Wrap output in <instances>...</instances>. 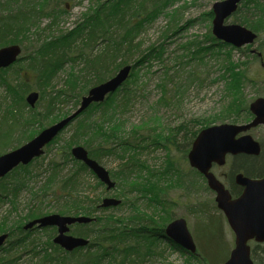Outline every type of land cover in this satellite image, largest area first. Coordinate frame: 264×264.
I'll list each match as a JSON object with an SVG mask.
<instances>
[{
    "label": "rangeland",
    "instance_id": "obj_1",
    "mask_svg": "<svg viewBox=\"0 0 264 264\" xmlns=\"http://www.w3.org/2000/svg\"><path fill=\"white\" fill-rule=\"evenodd\" d=\"M217 1L222 0H159L164 9L144 26L139 36V40L143 41L141 52L138 57L133 59L131 64L140 59L144 53L148 54L151 49L156 48L159 53L153 52L151 60L142 62L134 70L135 75L130 84L133 91L136 92L129 110L123 113L120 112L121 115L117 114L111 122L105 124V128L110 130L118 123L120 126L117 129L120 137L127 138L133 143L140 144V146L148 145L149 148L139 152V149H137V152L128 151L126 153L122 149H118L117 155L102 156L99 162L109 170L112 180L116 183L115 187L108 190L105 184L101 185L100 180L97 177L95 179L92 175H85L87 183L83 187V193L88 194L90 199H98L99 204L106 197L119 199L121 203L114 206L119 208H107L106 215L114 214L120 220L130 219L132 214L137 213L135 208H132L128 203V200L133 201L135 199L136 205L142 210L143 214L156 212L159 214H156L158 219L160 216L161 218L167 216L168 210L173 216L171 221L177 218L186 219L198 245V251L207 256L212 264H222L226 260L234 247L235 236L225 215L217 207L215 192L209 189L205 181L191 169L189 163L182 157V151L188 147L186 144L188 138H191L192 134L198 132L201 128L220 123L246 124L245 122L251 120L253 116L250 109L239 110L241 106L232 104L235 93L231 94L229 89H226L229 78H223V59H225V52L229 48L215 46L207 52L208 55H205L204 60L198 58L200 54H192L198 43L200 45L210 43L207 41L208 32L210 30L212 32L213 16L210 15V11H212L213 4ZM106 2L107 0H75V3L68 6L67 10L59 16L58 29L55 30V34L58 35L59 30L72 31L78 25L86 23L88 16L93 15L96 8ZM52 19L47 16L42 17L39 27L43 28ZM232 22L233 17H230L227 23ZM37 29L38 27H35L34 31ZM263 42L264 33L259 34L257 42L251 46L262 52L259 54L261 59L254 60L252 58L253 52L248 53L245 50L246 46L231 50L233 61L247 62L245 68H247L248 78L243 85L241 96L244 98L242 105L245 102L249 104V108L250 103L256 97H264ZM260 43L263 46L262 49H259ZM218 50L221 55H217ZM32 52L23 47L22 59L15 64L16 68L24 67L27 61L26 56L29 53L32 54ZM85 66V62L77 60L76 62L69 61L59 68L55 78L58 85H55H57V90L67 91L68 95L62 97L65 100L64 104H60L55 114L44 122H32L33 119L23 121L22 119L29 118V115H27L29 108L26 109L25 114L21 110L23 105L18 102V98L16 99L15 103L19 107L16 113L20 110L25 118L20 116L22 122L18 123L16 121L18 118L14 117L17 114L12 113L10 124L6 126L0 124V156L24 145L43 129L63 120L80 107L82 97L96 85L93 84V81L84 80L82 82ZM198 67L201 71H204L202 74L203 78H205L204 75L206 76L204 82L192 80L191 72ZM22 73L28 77V82L32 85L33 90H36L40 96L45 95L46 91L43 87L41 89L38 87V81L34 79L33 74L28 69H22ZM75 77H79V80H76ZM87 79H89V76H87ZM46 89L51 91L52 87ZM79 90L80 95L77 92ZM7 96L10 101L14 102L7 88L0 87V107L9 100H7ZM40 101L35 105L36 108ZM39 108L41 109V106ZM94 112L98 111L95 110ZM91 115L90 120L95 117L96 113H91ZM78 116L82 117L83 115ZM85 116L78 119L81 120ZM76 118L59 134L58 140L45 148L44 158L41 160L43 164L38 165L39 162L34 164L32 166L33 172L31 171L29 178L16 174L7 180L14 184L15 182L20 183L19 178L21 176L20 180L25 185L19 196L17 211L9 213L13 209V204L9 200H5V204L1 203L0 235L8 233V230L14 229L18 225L25 227L28 222L38 218L36 212L33 214L35 209H39L45 215L58 213L61 215L92 217L90 214L64 211L61 203L50 201L49 197L41 202L34 199L35 193L42 189L41 186L46 180L47 174L44 170L48 168L49 161L51 159L62 161L57 152L64 148V144L73 134L77 125ZM142 135L146 139H141ZM152 137H163L164 139L159 145H154ZM176 144L180 147L177 148ZM78 145L87 148L84 140L74 146ZM72 147L69 148V151L72 150ZM129 152L131 154L135 153L141 166H138L129 176L124 178L117 176L116 172L121 169L126 160H129L131 155ZM121 155H123V158H121ZM256 165L259 166V163L256 162ZM69 167H72V164ZM260 169L263 170L264 166H260ZM150 172H155L156 177H152V181L158 182L163 187L166 199H169L167 201H174V205L168 206L167 204L164 211L161 210V206L155 208L154 204L150 205L148 197H145L142 194L143 192L130 187L134 184H149L150 180L147 177ZM186 186L191 187L190 197L184 194V187ZM195 210L197 211L194 212ZM100 214L101 212H95V215ZM27 216L29 219H27ZM89 229H80L77 225H72L69 234L77 236L76 232ZM49 232L54 239L57 229L51 228ZM33 235H41L45 240L48 231L35 230ZM3 246L7 247L8 244L5 242ZM252 246H254L253 243ZM158 248L163 251V254L150 256L142 264H198L197 260L190 259L187 251L177 246H171L168 242L167 246L162 242ZM26 261L27 257L20 259L18 262L19 264H25Z\"/></svg>",
    "mask_w": 264,
    "mask_h": 264
},
{
    "label": "trees",
    "instance_id": "obj_2",
    "mask_svg": "<svg viewBox=\"0 0 264 264\" xmlns=\"http://www.w3.org/2000/svg\"><path fill=\"white\" fill-rule=\"evenodd\" d=\"M73 3L75 0H0V48L16 43L28 51H33L32 54L29 53L26 56L27 61L24 67L16 68L15 64L18 61L12 66L0 70V87H6L14 100V102L10 101L7 96V100H9L0 107V124H5V126L10 124L12 113L17 114L14 117L18 118L16 120L18 123L22 122L20 116L25 118L20 110L16 113L19 109L15 103L17 98L18 102L23 105L21 110L25 114L26 109L29 108L27 114L29 118L22 119L23 121L33 119L32 122L40 123L55 114L59 105L65 102L62 97L68 95L67 91L57 90L58 84L55 78L59 68L69 61L80 60L85 62L82 82L84 80L93 81V84H99L109 79L116 70L131 64L141 52L143 41L139 40V36L144 26L164 9L159 0H107L106 3L96 8L93 15L88 16L86 23L78 25L72 31L59 30L58 35H56L55 30L58 29L59 16ZM210 15L214 16L213 11H210ZM44 16L53 19L43 28H40V19ZM232 17L233 22L251 29L258 34L259 38V34L264 33V0H245ZM35 27H38L36 31H34ZM207 39L210 43L205 45L198 43L192 54H200L198 58L204 60L205 55H208L207 52L215 46L228 47L229 50L225 52L226 57L223 59V78H229L226 89H229L231 94L235 93L232 104L241 106L239 110L249 109V104L244 102L242 105L244 98L241 96L243 85L248 78L247 68H245L247 62L233 61L231 50L236 48L217 40L211 30L208 32ZM262 44L259 49H262ZM250 48L251 45H248L245 50L249 53L251 52ZM153 52L159 53L156 48L151 49L148 54L144 53L140 59L132 64L133 69L130 78L122 87L110 94L104 102L92 104L82 113L83 116L87 114L85 118L81 120L79 119L83 116L76 118L77 125L73 134L64 144V148L57 152L62 161L57 159L49 161L48 168L44 170L47 174L46 180L41 186L42 189L34 195V199H38L37 202L44 201L43 199L49 197L50 201L61 203L64 211L90 214L94 217L90 223L76 224L80 229L90 228L87 231L76 232L78 236L91 238L89 244L68 251L54 243L53 235L49 232L54 227L42 229L35 227L25 230L23 226L18 225L14 229L8 230L9 239L6 241L8 246L0 247V264H19L18 261L25 257H27L25 264H142L150 256L163 254V251L158 248L162 242L166 246L168 242L171 246H177L183 250L164 233L166 224L173 218L168 210L167 216H162V218L160 216L157 219L156 216L159 214L156 212H144L145 214H143L136 205L135 199L133 201L128 200L129 205L137 211L136 214H132L130 219L120 220L114 214L106 215L107 208L101 207L98 199H90L88 194L83 193V187L87 183L85 175H92L95 178V174L85 163L75 159L71 150L69 151L70 147L84 140L90 155L99 161L102 156L117 155L118 149H122L126 153L128 151L137 152V149L139 152L149 148L148 145L140 146V144L133 143L127 138L120 137L117 129L120 126L118 123L110 130L105 128V124L111 122L117 114L121 115L120 112L129 110L136 92L133 91L130 84L135 75L134 70L142 62L151 60ZM219 54L220 51L218 50L217 55ZM252 58L254 60L261 59L257 54H252ZM22 69H28L33 74L34 79L38 81V87L40 89L43 87L46 91L45 95L40 96L39 100L41 101L37 108L30 107L25 101L26 95L33 90V87L28 82V77L23 75ZM203 72L199 67L195 68L191 72L192 80L206 81V76L204 75L205 78L202 77ZM75 78L79 80V77ZM47 87H52V90L47 91ZM77 92L80 95V90ZM95 110L98 112H94ZM93 112L96 115L90 120ZM198 132L188 138L186 144L189 148L187 147L182 151V157L185 158L186 162H188L187 151L190 150ZM58 136L47 147L58 140ZM152 138L154 145H159L164 139L163 137ZM118 139L121 140L118 141ZM141 139L146 138L142 135ZM166 141L164 142L167 144ZM176 147L180 146L176 144ZM129 153L131 154V152ZM121 156L123 158V155ZM42 158L44 156L34 159L29 164L20 165L0 178V205L2 202L5 204V200L12 202L13 209L9 213L18 210L19 196L25 185L20 180L21 176L29 178L31 171L33 172L32 166L38 162V165L43 164ZM251 159L250 173L259 174L262 172L260 166H264L263 157ZM171 161L174 163L173 160ZM256 162L259 163V166L256 165ZM70 164L72 167H69ZM138 166L141 164L138 162L135 153H132L129 160H126L121 169L116 172V175L123 178L129 176ZM193 170L198 174L195 169ZM16 174L21 175L20 183L15 182L14 184L7 181ZM154 176L156 177L155 172H150L147 177L150 180L149 184H134L130 187L143 192L142 194L148 197L150 205L154 204L155 208L161 206V210L164 211L167 204L168 206L174 205V201H167L169 199H166L163 187L158 182L152 181ZM100 184L103 185L101 182ZM184 188V194L190 197L191 187L186 186ZM118 208L114 207V209ZM95 212H101V214L95 215ZM34 213L36 217L45 215L39 209H35ZM28 215L30 216V214ZM27 219H29L28 216ZM35 230L48 231L46 239L44 240L41 235L34 236ZM252 256L255 264H264V243L256 244ZM189 257L192 260H197L198 264H212L211 260L199 251L195 254L189 253Z\"/></svg>",
    "mask_w": 264,
    "mask_h": 264
},
{
    "label": "water",
    "instance_id": "obj_3",
    "mask_svg": "<svg viewBox=\"0 0 264 264\" xmlns=\"http://www.w3.org/2000/svg\"><path fill=\"white\" fill-rule=\"evenodd\" d=\"M243 0H222L213 4L214 18L212 21L213 35L220 41L230 43L235 47L252 44L257 34L251 29L238 24L226 23L238 9ZM22 52L18 44H12L0 48V68L14 63ZM132 66L122 67L115 76L107 81L92 87L88 94L83 96L80 107L71 115L43 129L36 137L0 156V177L6 176L20 164H28L36 157L44 154V148L79 114L86 110L93 102H103L106 97L116 91L129 77ZM39 98L38 92H31L27 101L35 106ZM250 110L255 115L248 124L221 123L202 129L195 138L188 154L189 163L199 172L203 173L208 181V186L216 192L218 208L223 211L227 221L235 233V245L229 257L222 264H254L252 258L251 240L264 243V177L250 178L242 173L237 175V182L244 187L240 196L233 198L230 190L211 171L214 162L222 165L226 161V155L248 153L258 155L261 151L259 141L252 135L238 134L249 130L259 124H264V97H259L250 105ZM72 155L77 160L84 162L93 173L107 185V189L115 187L116 183L111 179L110 172L97 160L89 156L88 150L83 146L72 148ZM121 201L117 198L106 197L102 207L118 206ZM93 220L84 215L70 216L53 213L36 218L25 225V229L34 226L39 228L56 226L58 234L54 243L68 251L88 245L89 240L84 237L69 234L70 226L75 223H89ZM164 233L167 237L178 243L187 251L195 254L197 246L184 218H177L166 224ZM8 234L0 235L2 246Z\"/></svg>",
    "mask_w": 264,
    "mask_h": 264
},
{
    "label": "flooded vegetation",
    "instance_id": "obj_4",
    "mask_svg": "<svg viewBox=\"0 0 264 264\" xmlns=\"http://www.w3.org/2000/svg\"><path fill=\"white\" fill-rule=\"evenodd\" d=\"M253 118H254V115L252 116L251 120L245 123L246 124L250 123V121H252ZM245 134H251L254 139L259 141L261 151L258 155H252L248 153H237V154L230 153L226 155V161L224 164L220 165L214 162L211 167V171L230 190L233 198L240 196L244 190V187L237 182V175L239 173H242L246 177L256 178V179L264 177V169L259 174H252L249 171V165L251 164V160H252L251 158L263 157L264 159V124H259L255 127H251L248 131L238 134L237 137H241L242 135H245ZM187 160H188V153H187ZM191 168L195 169L193 167ZM195 170L198 172V175L202 178V180L205 181V183L207 184V187H209L208 181L205 175L199 172L197 169ZM252 243L254 244V246H252ZM250 244H251L252 249L255 248L256 242L254 240H251Z\"/></svg>",
    "mask_w": 264,
    "mask_h": 264
}]
</instances>
